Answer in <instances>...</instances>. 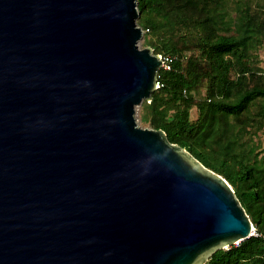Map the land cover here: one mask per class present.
Segmentation results:
<instances>
[{"label":"water","instance_id":"95a60500","mask_svg":"<svg viewBox=\"0 0 264 264\" xmlns=\"http://www.w3.org/2000/svg\"><path fill=\"white\" fill-rule=\"evenodd\" d=\"M137 0H0V264H206L256 229L226 179L140 128L163 61Z\"/></svg>","mask_w":264,"mask_h":264},{"label":"trees","instance_id":"16d2710c","mask_svg":"<svg viewBox=\"0 0 264 264\" xmlns=\"http://www.w3.org/2000/svg\"><path fill=\"white\" fill-rule=\"evenodd\" d=\"M137 8L146 47L171 61L141 121L226 179L256 229L206 264H264V0H137Z\"/></svg>","mask_w":264,"mask_h":264},{"label":"rangeland","instance_id":"374dc122","mask_svg":"<svg viewBox=\"0 0 264 264\" xmlns=\"http://www.w3.org/2000/svg\"><path fill=\"white\" fill-rule=\"evenodd\" d=\"M145 33L146 32L143 30V38L138 43L140 49H146L147 48L146 45H145ZM259 56H260V59H261V65L260 66L264 69V47L259 49ZM204 94H205V90L203 91V95ZM200 98H202V97H199L198 99H200ZM135 116H136L137 124H138V126L140 128L151 129L149 125H147V124H145V123H143L141 121V106L136 107V115ZM191 117H192V120H196L197 119L198 112H197L196 108L192 109Z\"/></svg>","mask_w":264,"mask_h":264},{"label":"built area","instance_id":"2783aa9c","mask_svg":"<svg viewBox=\"0 0 264 264\" xmlns=\"http://www.w3.org/2000/svg\"><path fill=\"white\" fill-rule=\"evenodd\" d=\"M159 56H160L161 60L163 61L161 68H163L165 70H170V68H171L170 62L171 61L168 58L163 57L162 55H159ZM158 87H159V85H158Z\"/></svg>","mask_w":264,"mask_h":264}]
</instances>
